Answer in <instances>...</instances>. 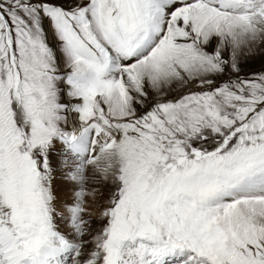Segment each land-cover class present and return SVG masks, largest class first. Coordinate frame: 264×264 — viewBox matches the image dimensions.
Listing matches in <instances>:
<instances>
[{
	"label": "snow or ice",
	"instance_id": "1",
	"mask_svg": "<svg viewBox=\"0 0 264 264\" xmlns=\"http://www.w3.org/2000/svg\"><path fill=\"white\" fill-rule=\"evenodd\" d=\"M0 264H264V0H0Z\"/></svg>",
	"mask_w": 264,
	"mask_h": 264
},
{
	"label": "rangeland",
	"instance_id": "2",
	"mask_svg": "<svg viewBox=\"0 0 264 264\" xmlns=\"http://www.w3.org/2000/svg\"><path fill=\"white\" fill-rule=\"evenodd\" d=\"M260 68V63L259 61H256L254 64H253V69L254 70H258ZM95 226V225H94Z\"/></svg>",
	"mask_w": 264,
	"mask_h": 264
},
{
	"label": "bare ground",
	"instance_id": "3",
	"mask_svg": "<svg viewBox=\"0 0 264 264\" xmlns=\"http://www.w3.org/2000/svg\"><path fill=\"white\" fill-rule=\"evenodd\" d=\"M50 42H51V38H50ZM58 195H59V193H58Z\"/></svg>",
	"mask_w": 264,
	"mask_h": 264
}]
</instances>
